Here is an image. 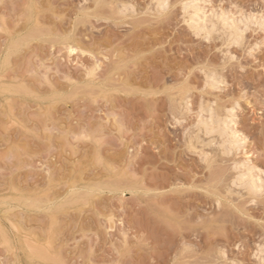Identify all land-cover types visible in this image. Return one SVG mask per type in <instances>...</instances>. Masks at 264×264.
Masks as SVG:
<instances>
[{"label":"rangeland","instance_id":"obj_1","mask_svg":"<svg viewBox=\"0 0 264 264\" xmlns=\"http://www.w3.org/2000/svg\"><path fill=\"white\" fill-rule=\"evenodd\" d=\"M263 23L264 0H0V264H264Z\"/></svg>","mask_w":264,"mask_h":264},{"label":"bare ground","instance_id":"obj_2","mask_svg":"<svg viewBox=\"0 0 264 264\" xmlns=\"http://www.w3.org/2000/svg\"><path fill=\"white\" fill-rule=\"evenodd\" d=\"M160 6H161V5H160ZM219 17H220V16H219ZM220 22H221V21H220ZM217 23H218V22H217ZM232 23H234V22H232ZM232 23H231L230 25L228 24L226 27H224L225 25L222 26L223 28H225L227 34L224 33V32H223V33H224L225 35H229V36H228V39H229V38L232 39L231 37H234V38L236 37V39H237V37L240 36V35H239L240 33H239V31H238L239 29H237V28L235 27V26H236L235 23H234V24H232ZM238 23H239V22H238ZM238 23H236V24H238ZM240 23H241V21H240ZM260 23H261V22H260ZM263 24H264V23H263ZM206 25H207V24H206ZM213 25H214V24H213ZM213 25H212V26H213ZM258 25H259V24H258ZM207 26H208V25H207ZM262 26H264V25H262ZM202 27H204V26H202ZM207 28H208V27H207ZM211 28H212V29L214 28L213 30H215L216 27H211ZM211 28L208 29V30H209V31H213ZM205 29H206V28H205ZM200 31L202 32V28H201ZM206 32H207V31H206ZM228 32H229V33H228ZM216 33H217V32H216ZM203 34H206V33H203ZM237 40H238V39H237ZM239 40H240V39H239ZM229 41H232V40H229ZM233 41H234V40H233ZM234 43H236V42H234ZM3 90H4V89H3ZM209 117H210V116H209ZM211 117H213V116H211ZM209 119H210V118H209ZM221 120H222V119H221ZM201 121H202V120H201ZM210 121H211V120H210ZM210 121H209V120H208L207 122H204V121H203L205 125H204V128H203L204 130H203V129H202V130L205 131V133H206L207 135H210V134H213V133H214V134L217 133V134L219 135L220 139H222V140H220V141H222L221 144H219L220 147L222 148L221 151H223L224 153H225V152H228V153H229V150H230V149H227V148H228V147H227V146H228L227 143H228L230 140H229V139H224V136H225V138H226V135H227V134L224 135L226 132H225L222 128H220V124H218L217 126H215V125H213L212 122H210ZM218 122H219V121H218ZM202 124H203V123H202ZM198 126H199V125H198ZM222 131H223V132H222ZM226 131H227V130H226ZM224 132H225V133H224ZM205 133H204V134H205ZM223 133H224V134H223ZM228 137H229V136H228ZM228 137H227V138H228ZM236 137H237V136H236ZM209 138H210V136H209ZM217 138H218V137H217ZM230 138H231V136H230ZM231 139H232V138H231ZM227 140H228V142H227ZM238 140H239V139H238ZM202 141H203V140H202ZM232 141H234V140H232ZM234 142H235V141H234ZM236 145H237V144H236ZM238 145H239V144H238ZM232 146H233V145H232ZM230 147H231V145H230ZM234 147H235V146H234ZM219 150H220V149H219ZM231 150H232V149H231ZM224 153H223V154H224ZM241 169H242V168H241ZM241 169H240V170H241ZM238 171H239V170H238ZM248 176H249V175H248ZM240 177H241V178H240V183H243V185L246 186L245 188H246V190L249 191V194H250V193H251V194H252V193L254 194V193L258 192L257 190L260 191V189L263 188V187H261L262 184H259L261 181H259V183L256 184L255 181H253L254 179H253V180H252V179H248V180L246 179V180H245V179L243 178V175L240 176ZM245 178H246V177H245ZM249 178H250V176H249ZM243 179H244V180H243ZM257 181H258V180H257ZM238 183H239V182H238ZM258 184H259V185H258ZM240 185L242 186V184H239V186H240ZM260 187H261V188H260ZM246 190H245V191H246ZM261 191H262V190H261ZM261 191H260V192H261ZM6 244H8V243H6ZM8 246H9V245H8ZM29 248H30V247H29ZM43 251H44V250H43ZM28 252H29V251H28ZM30 255H31V254H30ZM46 255H47V254H46ZM263 262H264V261H263Z\"/></svg>","mask_w":264,"mask_h":264}]
</instances>
